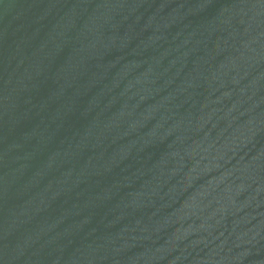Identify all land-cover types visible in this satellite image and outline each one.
<instances>
[{
  "label": "water",
  "instance_id": "water-1",
  "mask_svg": "<svg viewBox=\"0 0 264 264\" xmlns=\"http://www.w3.org/2000/svg\"><path fill=\"white\" fill-rule=\"evenodd\" d=\"M0 264H264V0H0Z\"/></svg>",
  "mask_w": 264,
  "mask_h": 264
}]
</instances>
